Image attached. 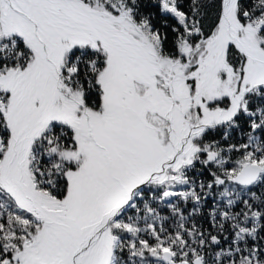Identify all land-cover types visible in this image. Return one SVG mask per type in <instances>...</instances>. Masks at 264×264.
Wrapping results in <instances>:
<instances>
[{"label": "snow or ice", "instance_id": "snow-or-ice-1", "mask_svg": "<svg viewBox=\"0 0 264 264\" xmlns=\"http://www.w3.org/2000/svg\"><path fill=\"white\" fill-rule=\"evenodd\" d=\"M0 264H264V0H0Z\"/></svg>", "mask_w": 264, "mask_h": 264}]
</instances>
